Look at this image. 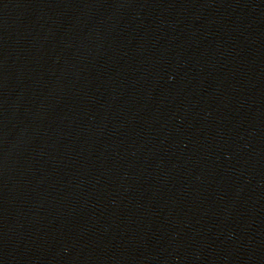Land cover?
Returning <instances> with one entry per match:
<instances>
[{"label":"water","instance_id":"1","mask_svg":"<svg viewBox=\"0 0 264 264\" xmlns=\"http://www.w3.org/2000/svg\"><path fill=\"white\" fill-rule=\"evenodd\" d=\"M0 264H264V0H0Z\"/></svg>","mask_w":264,"mask_h":264}]
</instances>
